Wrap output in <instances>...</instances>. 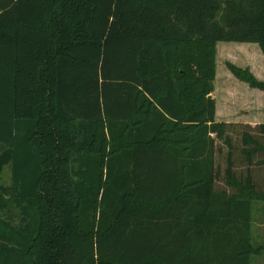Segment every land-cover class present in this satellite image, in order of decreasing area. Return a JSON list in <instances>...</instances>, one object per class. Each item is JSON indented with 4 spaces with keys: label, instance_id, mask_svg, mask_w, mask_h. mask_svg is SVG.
Here are the masks:
<instances>
[{
    "label": "trees",
    "instance_id": "obj_1",
    "mask_svg": "<svg viewBox=\"0 0 264 264\" xmlns=\"http://www.w3.org/2000/svg\"><path fill=\"white\" fill-rule=\"evenodd\" d=\"M229 42L264 57V0H0V264L259 257L264 124L211 97Z\"/></svg>",
    "mask_w": 264,
    "mask_h": 264
},
{
    "label": "crops",
    "instance_id": "obj_2",
    "mask_svg": "<svg viewBox=\"0 0 264 264\" xmlns=\"http://www.w3.org/2000/svg\"><path fill=\"white\" fill-rule=\"evenodd\" d=\"M218 44L219 43H217V45ZM237 44H240V43H237ZM253 45H257V44H253ZM223 50H224L223 51V58L227 62L236 64V65L238 62L235 61L236 59L234 60V58L236 56H241V57L244 56L245 57V64L243 65L244 68L249 69L251 71V73L253 74L255 79H258L260 82H264V78L261 79V77L264 76V57H263V54H262L258 45H257V47H254V46L248 47V48L242 49L240 51H235V50H232L228 46H224ZM251 51H257V66L253 65L252 54L249 53ZM258 69H260V73H259ZM236 83H238L236 91L233 89L234 83L231 81H227L222 87V89H223L222 99L225 100L227 103V105L226 104L224 105V111L222 110V114H221L222 117L219 116V111L217 109V103H216V97L214 96V95H216L215 79L213 81L214 91L211 94V97L215 100V105H216L215 121L217 123H222V124L226 125L228 128L229 134L233 128H243L246 125L250 128H255V126H257V124H264V91H261V90L255 89V88H251L247 83L242 82V81H236ZM248 95H252L253 98L257 97L260 100H262L261 106H257L258 109L254 110L255 109L254 105L251 104L250 106L252 107L253 110H250V113L238 112V111L234 112L233 107L230 106L231 104L229 103V101L244 100V99H247ZM257 118H263V120L258 121ZM0 152H1V150H0ZM5 168H7L9 170H5ZM237 171H240V169H237ZM4 173H7L11 179L12 168L10 165H6L3 168L1 176H0V180L3 178ZM0 186H2V185H0ZM2 187H5V186H2ZM252 208H253L252 214L254 213L252 220H254L255 223L257 224V213L258 212H264V203L263 202H255V203H253ZM263 222L264 221L259 223V228H264ZM251 233H252V225H251ZM252 240H253V243L255 245H257V225H256L255 233L252 235ZM253 259L251 260V264L253 263L252 262ZM254 261H255L254 264H257V256L255 257Z\"/></svg>",
    "mask_w": 264,
    "mask_h": 264
},
{
    "label": "rangeland",
    "instance_id": "obj_3",
    "mask_svg": "<svg viewBox=\"0 0 264 264\" xmlns=\"http://www.w3.org/2000/svg\"><path fill=\"white\" fill-rule=\"evenodd\" d=\"M224 46H228L232 50H235V51H240L242 49H245L248 47H253V46L257 47V45H253V44H237V43H231V42L219 43L218 45L216 44V47H215V89H216V95H214V96L216 97L217 109L219 111L220 117H222L221 114H222V110L224 111V105L225 104L227 105L226 101L222 99V91H223L222 87H223V85L227 81H231L234 83L233 89L236 91L237 85H238V83H236V81H240L231 73L228 66L232 65L236 68H240L241 70L248 71L251 75H253L249 69L244 68V66H243L245 64V57L244 56L243 57L236 56L234 58V60L236 59L235 61L238 62L237 65L230 63V62H227L223 58V51H224L223 47ZM249 53L252 54L253 65L257 66V51H251ZM258 71L260 73V69H258ZM262 78H264V76H262L261 79ZM256 80H258V79H256ZM261 101L262 100H260L257 97L253 98L252 95H248L247 99L240 100V101H229V103L231 104L230 106L233 107L234 112L238 111V112L250 113V110H253L250 105L253 104L254 108H255L254 110H257L258 109L257 106H261V103H262ZM257 120L262 121L263 118H257ZM108 144H109V142L105 141V144H104L105 151L107 149ZM91 150L94 151V148ZM5 170H9V169L5 168ZM0 185L5 186V188H8L11 185V179L7 173H4L3 178L0 180ZM15 214L16 213L13 212V216H16ZM253 216H254V213L252 214V217ZM262 221H264V212H258L257 213V224L255 223L254 220H252V224H251L252 225V235L255 233L256 225H257V246H263L264 245V228H259V223H261ZM253 258H252L253 259L252 264L255 263V261H254L255 257H253ZM257 264H264V251L261 253V255L259 257H257Z\"/></svg>",
    "mask_w": 264,
    "mask_h": 264
}]
</instances>
